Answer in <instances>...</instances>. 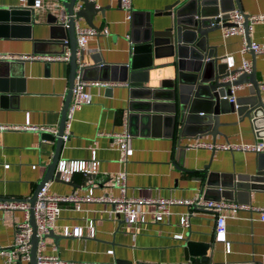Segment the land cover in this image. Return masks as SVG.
Instances as JSON below:
<instances>
[{"label": "crops", "instance_id": "1", "mask_svg": "<svg viewBox=\"0 0 264 264\" xmlns=\"http://www.w3.org/2000/svg\"><path fill=\"white\" fill-rule=\"evenodd\" d=\"M185 0H133V19L125 20L120 8V0H94L97 8L103 9L92 18L95 27L104 23L107 35L92 37L83 51L80 63L93 65L95 62L106 64H124L128 61V39L131 36L132 23L137 24L157 11H163L174 3ZM42 26L34 27L31 38L12 35L8 22L0 13V54L18 55H56L59 48L42 52L35 41L49 35L46 16L53 13L60 3L57 0H40ZM246 16L264 15V0H239ZM0 7H21L19 0H0ZM153 27L164 30L169 26L170 18L161 15L151 16ZM77 24L88 27L83 19ZM67 34V33H66ZM249 40L264 43V23L252 27ZM209 43L217 47L221 63L230 70L238 69L243 61L255 65L256 79L260 83L264 101V56L249 51L241 53L243 37L233 36L224 39L222 30L209 34ZM38 50V51H37ZM66 47L64 52H68ZM45 53V54H43ZM170 59L155 61V65H164ZM44 62L20 63L22 75L16 84L19 93L9 99H0V124H23L58 127L65 97L69 89L70 65L66 62H52L48 74ZM170 68H159L151 73V83L160 85V79L169 77ZM89 73V79L99 80ZM154 79V80H153ZM111 82V81H109ZM115 86L113 91L105 87L89 86L90 100L74 114L71 134L64 140L59 158L78 159L84 162V170L72 175L70 181L51 180L49 192L57 195L74 194L76 196L99 197L115 196L119 190L112 186L111 176L123 168L119 162V152L111 145L105 135L118 132L127 122L128 89L126 85ZM249 85L234 88V95L249 96ZM220 121L230 123L219 127L221 134L215 140L209 135L192 139H182L186 149L176 155L175 138L166 135L167 124L161 120L159 125L151 118L147 122L139 120L128 143L127 195L135 197H175L189 199L200 193V183L196 180L205 165L209 172L218 174H254L257 152L239 150L210 149L193 147L199 141L205 143L249 144L257 141L255 132L247 118L239 120L235 113L221 114ZM128 128V123H127ZM104 133V134H100ZM53 142L41 140L36 131H0V198H30L42 180L46 166L54 153ZM95 149V160L91 150ZM92 173L93 176H87ZM77 186H80L79 188ZM248 204L244 208L228 209L226 213V234L215 233V213L206 209L192 208L190 227L184 229L179 220L182 213L190 210L185 205H173L171 214L164 222H155L148 214L146 222L131 225L122 220L107 217L109 207L102 202L81 203L80 210H74L70 204H64L53 232L60 237L46 239L47 254H51L52 245H56L57 254L73 264H124L118 260H128L131 264H182L184 262L183 238L212 242L213 264H245L253 261L264 264V221L251 206H264V189L249 192ZM211 195V194H210ZM240 204V203H239ZM148 211L151 206H146ZM23 219L21 210H0V246L6 249L14 238V224ZM88 220L95 223V236H65V226L86 225ZM182 234L176 239L175 234ZM225 242H229L230 251H225ZM0 264H8L0 255ZM12 264H18L14 262ZM20 264H29L21 260Z\"/></svg>", "mask_w": 264, "mask_h": 264}, {"label": "water", "instance_id": "2", "mask_svg": "<svg viewBox=\"0 0 264 264\" xmlns=\"http://www.w3.org/2000/svg\"><path fill=\"white\" fill-rule=\"evenodd\" d=\"M35 1L26 0L25 7H0V13H3V19L8 22L7 27H10L14 37L22 34L24 38H31L33 28L43 25L40 21L42 9L33 7ZM57 1L60 4L55 7L53 13L46 16V24L49 26L48 37L34 41L38 50H44L42 52L52 53L48 50L59 48V51L53 52L56 55L63 54L64 49L68 47L69 89L57 134L41 132V140L45 143L53 142L55 149L42 180L33 195L28 198L31 207L34 206L37 194L46 182L63 181L56 166L64 142L62 135L65 113L71 100L74 77L78 69L76 23L83 19L90 28L97 31L104 29V23L99 27H95L92 23L95 15L100 13L103 17L104 12L103 9L97 8L94 2L82 0L81 7L77 10L78 0ZM234 10L243 14L239 0H185L183 3L167 6L163 11H157L152 15L146 13L149 17L144 18V21L139 24L132 23L131 36L127 40L129 43L127 63L95 62L93 65L82 67L81 75L89 80L91 79L89 73L93 72L92 75L96 79L125 84L129 94L127 107L129 133H133L139 120L147 122L151 118V121L158 125L164 120L167 124L166 135L175 138L177 156L186 149V146L180 144L182 139L209 135L214 141L216 135L221 134L219 127L230 124L220 121L221 114L235 113L239 120L247 118L257 141H264V101L260 83L256 79L254 63L251 72L239 74L230 80L238 69L230 70L228 65L221 63V58L217 55V47L209 43V34L232 26L222 14ZM155 15L169 17V26L164 30L154 29L151 16ZM220 15L222 17H219ZM244 17V38L249 46L248 16L244 15ZM161 59L171 61L164 65H155V61ZM82 60L83 53L80 57V61ZM20 63L23 62L0 60V99H9L21 91V88L16 86L22 75ZM49 65L50 63L45 64L46 74L49 72ZM165 67L170 68L169 77L160 79V85H153L151 79L155 78V75L151 78V73ZM244 84L249 85V96H239L234 102H230L232 89ZM113 88L107 89L113 91ZM256 154L254 174L211 173L208 164L199 170L200 176L196 180L200 183V194L203 199L230 200L248 204L250 191L264 189V152ZM87 176L93 174L88 173ZM29 221L33 228L29 264H36L38 237L35 231L33 208L30 209ZM57 237L60 236L52 230L42 238L56 240ZM183 239L182 264H213L211 253L214 241L212 243ZM118 261V263L131 264L128 260ZM16 262L20 264L21 260L17 259ZM245 264H256V262L249 261Z\"/></svg>", "mask_w": 264, "mask_h": 264}, {"label": "built area", "instance_id": "3", "mask_svg": "<svg viewBox=\"0 0 264 264\" xmlns=\"http://www.w3.org/2000/svg\"><path fill=\"white\" fill-rule=\"evenodd\" d=\"M82 0H78L77 10L81 7ZM93 2L94 0H85ZM20 6H26V0H19ZM132 2L133 0H120V8L125 13V20L130 21L132 18ZM34 8H41L40 0L34 2ZM226 17L228 22L232 24L231 27L222 29V37L224 39L241 36L243 37V46L241 53L245 54L249 51L257 55L264 56V43L258 44L250 42L249 46L244 38V21L245 17L237 10L222 14ZM219 17H222L221 15ZM248 32L250 33L252 27L258 23H264V15L248 16ZM100 34L107 35L108 31L103 29L97 31L90 27H81L76 23L75 37H76V57L78 59V69L76 71L72 96L70 103L66 110V116L64 121L63 139L67 140L71 134L72 122L74 114L83 105L87 104L90 100V94L87 91L89 86L100 87H115L122 85L118 82H109L102 80H86L81 75V69L85 66L84 63H80V57L92 37H97ZM67 43V41L65 42ZM0 60L3 61H19V62H66L69 63V51L63 52L61 55H4L0 54ZM252 70V63L250 61H243L239 66L237 73H235L230 80L236 78L237 75L242 73H249ZM234 88L232 89V95L229 97L230 102L235 101ZM237 107V105L235 106ZM15 130V131H36V132H48L56 135L58 132L57 127L48 126H36V125H23V124H0V131ZM104 134V133H100ZM111 140V145L115 147L119 152V162L123 165V168L117 171L111 176L112 186L119 190L118 195L109 196L102 195L99 197H85L76 196L74 194L57 195L49 192L51 181L46 182L39 190L34 206L31 207L28 202V198H2L0 199V210H21L23 212V219L14 224V238L10 246L6 249L0 246V255L5 259V262L12 264L17 259L29 261L31 257V236L33 228L30 224V209L33 208L35 231L38 237L36 248V264H73L68 260L62 259L57 254L56 245H52V253L47 254L46 239L43 240V236L52 231L56 225L57 219L60 216L62 207L64 204H70L74 210H80L81 203L88 202H102L109 205L106 209L107 217L113 220H122L123 222L131 225H139L146 222L148 214H152L155 222H164L171 214L170 208L173 205H185L188 211L184 212L180 216L179 224L182 228L187 229L190 227V218L193 215L192 208H201L212 211L215 213V233L223 236L226 234V220L228 214L226 210L244 208L242 204L230 200H205L200 193H196L192 198L183 199L175 197H135L127 195V171L125 165L127 163L128 155V143L131 134L127 128V122L123 124V128L118 132L105 133ZM193 147H206L210 149H222V150H239L244 152H264V141H256L253 143L245 144H231V143H205L195 142ZM92 160H95V149L91 150ZM84 162L78 159H66L59 158L56 166V170L60 173V179L63 181H70L73 174L84 170ZM146 206H151L152 210L148 211ZM250 210L256 211L260 215V220L264 221V206H251ZM96 228L93 220H88L86 225H72L65 226V236H87L93 238L95 236ZM176 239H182L183 235L175 234ZM225 251H230L229 242H225ZM225 264V263H223Z\"/></svg>", "mask_w": 264, "mask_h": 264}]
</instances>
